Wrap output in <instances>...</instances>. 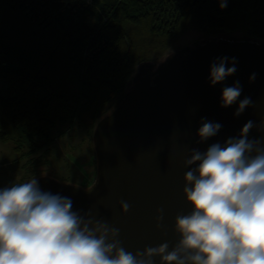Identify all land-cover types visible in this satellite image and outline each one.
Returning a JSON list of instances; mask_svg holds the SVG:
<instances>
[{"label":"trees","instance_id":"obj_1","mask_svg":"<svg viewBox=\"0 0 264 264\" xmlns=\"http://www.w3.org/2000/svg\"><path fill=\"white\" fill-rule=\"evenodd\" d=\"M189 29L264 40V0H0V142L36 178L58 123L91 136L136 66Z\"/></svg>","mask_w":264,"mask_h":264},{"label":"water","instance_id":"obj_2","mask_svg":"<svg viewBox=\"0 0 264 264\" xmlns=\"http://www.w3.org/2000/svg\"><path fill=\"white\" fill-rule=\"evenodd\" d=\"M222 57H235L236 71L210 86L209 66ZM236 81L242 88L240 97L221 107L222 88ZM245 97L252 103L235 116L239 99ZM202 119L222 127L197 143ZM249 120H264V40L211 36L136 66L123 97L94 127L96 178L90 186L47 175L36 179L42 190L70 197L73 210L120 228V238L131 251L174 242L173 218L189 210L181 195L182 160L188 149L203 152L213 143H223ZM248 136L258 139L264 132L254 127ZM120 201L130 205L126 213L120 212ZM157 209H163L166 231L156 228Z\"/></svg>","mask_w":264,"mask_h":264},{"label":"clouds","instance_id":"obj_3","mask_svg":"<svg viewBox=\"0 0 264 264\" xmlns=\"http://www.w3.org/2000/svg\"><path fill=\"white\" fill-rule=\"evenodd\" d=\"M235 71V57L217 58L209 66L210 86ZM241 91L239 81L223 87L221 107L236 103ZM251 103L239 99L234 115ZM221 127L202 119L197 143ZM254 127L264 132V120H249L237 136L203 152L188 149L181 195L189 210L173 218L174 242L136 251L124 246L120 228L73 210L70 197L42 190L36 178L0 187V264H264V137L250 139ZM129 207L119 202L121 213ZM163 221L157 209L156 228L166 231Z\"/></svg>","mask_w":264,"mask_h":264},{"label":"rangeland","instance_id":"obj_4","mask_svg":"<svg viewBox=\"0 0 264 264\" xmlns=\"http://www.w3.org/2000/svg\"><path fill=\"white\" fill-rule=\"evenodd\" d=\"M211 36L200 30H186L177 37L170 48L164 51L162 57L171 51L183 49ZM117 101L110 104L106 113L114 107ZM52 135L54 137L52 144L41 147L33 155L34 158L39 157L36 161V176L47 175L59 181L84 187L90 186L96 178L92 135H88L86 128L77 119L58 123L52 129ZM26 159L19 158L13 152L10 142H0V187H10L30 181L35 177L34 174L24 170L23 163Z\"/></svg>","mask_w":264,"mask_h":264}]
</instances>
